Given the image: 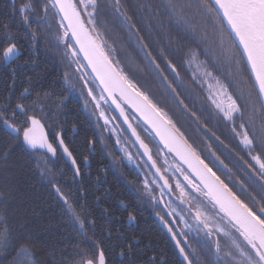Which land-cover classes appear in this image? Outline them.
<instances>
[{"label": "snow or ice", "instance_id": "obj_1", "mask_svg": "<svg viewBox=\"0 0 264 264\" xmlns=\"http://www.w3.org/2000/svg\"><path fill=\"white\" fill-rule=\"evenodd\" d=\"M11 8L12 17L24 26L30 55L24 61L29 71L21 74L18 86L20 45L8 31L9 24L0 23L5 34L0 39V66L10 68V82L0 87V176L5 177L0 183V264L6 255L11 256L8 264H40L35 258L39 236L33 235L34 225L18 210H10V202L17 199L13 182L17 172L46 187L80 237L71 256L60 247L66 238L46 241L48 264H169L150 237L122 230L120 217L109 206L96 215L88 202V174L62 132L55 134L58 143L49 139L46 129L60 123L66 102L77 94L89 118H95L101 141L104 133L116 136L113 152L124 155L113 165L126 160L138 176H144L142 191L175 241V264H264V0H131V4L129 0H19L18 7L14 0ZM138 19L146 24L138 26ZM116 28L135 42L142 63L130 60V66H124L115 42L107 39L109 33L119 36ZM145 28L147 38L141 34ZM154 28L164 38L158 51L150 40ZM42 42L45 59L55 49L66 69L62 77L66 95L53 90L61 79L59 72L45 86L50 73L47 63L40 66ZM52 60L55 64V57ZM137 73L150 76L153 86L205 136L211 132L224 148H229L225 139L235 141L229 157L235 156L238 166L242 162L243 178L236 182L222 178L228 165L212 144L207 149L215 160L204 157ZM197 100L207 103L208 116L228 130L225 139L209 128L207 110L197 109ZM121 118L126 129L114 123ZM128 144L135 148V156ZM58 148L74 170L75 199L49 166ZM17 153L20 156L14 159ZM95 200L100 207L101 197ZM159 205L164 208L158 211ZM121 208L127 210L123 202ZM136 219L128 213L129 228Z\"/></svg>", "mask_w": 264, "mask_h": 264}, {"label": "trees", "instance_id": "obj_2", "mask_svg": "<svg viewBox=\"0 0 264 264\" xmlns=\"http://www.w3.org/2000/svg\"><path fill=\"white\" fill-rule=\"evenodd\" d=\"M14 0H0V23H8L9 29L8 31L15 36L17 43L20 45V57L19 60L16 61V64L20 65L17 67V85L20 86L22 81V73H28L29 67L24 64V61L29 57V43L25 39L24 36V26L20 23L18 17H12L11 5ZM17 7L19 6V0H15ZM131 4V0H129ZM138 26L143 27L146 22L137 20ZM35 27V25H33ZM116 32H119V36H115L112 33H109L107 39L109 43L115 42V47L117 50V54L119 59L122 61L125 67H129L130 60H134L136 63L143 62V54L140 52L139 48L136 46L135 42L130 41L128 38V33L120 28L115 29ZM145 35L147 38V29L141 33ZM173 35H176L173 32ZM5 38V34L0 31V39ZM163 36L157 35V30L154 28L152 30V36L150 38L151 43L155 47L156 51L163 44ZM48 59H45V45L41 44L40 48V60L41 67L44 66L45 63L48 64V71L50 73L49 77L46 81V87L51 83L53 77H56L57 72H59V76L61 72L59 69L63 66V64L59 63V57L53 49L51 52L47 53ZM52 57H55L56 63H53ZM59 66V67H58ZM59 68V69H58ZM195 66H193L191 71H195ZM191 71H189L188 75H191ZM10 68L0 66V87L4 84L10 82L9 79ZM138 78L147 83L149 88L157 99L161 106L164 107L169 114L177 121V124L181 129L191 137L197 144L199 150L203 153L204 157H211V153L208 152L207 145L212 144L213 151L216 152L220 159L224 161L225 164L228 165V168L232 169L231 172H228V168H223V165H220V168H223V172L226 174L222 178L228 180L231 177L232 182H236L239 179L243 178V173L240 171V167L242 166V162H238L235 156L229 157V150L231 148V144L235 143V141H229L225 139L227 136L228 130L224 129L221 126H217L214 120L208 116V112L211 111L209 105L207 103H203L200 100H197L196 107L197 109L204 108L207 111L204 116L208 119L209 128H215L217 133L221 135L222 139H225V143L229 144V148H224L220 146L218 141L215 140V137L211 136V132L205 136L203 129L197 130L198 125H196L191 118H185L181 113L176 111L175 105L166 97L163 96L161 90L158 86H153L154 81L150 76H142L140 74H136ZM214 82V81H213ZM215 83V82H214ZM53 90L60 94L62 90V85L60 83V79H58L53 86ZM208 94V84H204L202 96H207ZM189 104L192 103L191 100L187 101ZM130 111V110H129ZM71 113V114H69ZM134 115V114H133ZM92 118L88 116H83L79 113L78 110L72 109L64 110L63 115L60 117V123L54 124L52 128L46 129L48 133H51L53 129H59L63 132L65 131L68 123H72L73 128H77L78 134L75 137V140L79 142L78 148L81 150L82 155L93 158L96 164L99 163L97 160L100 156H104L103 169L95 168L93 175L90 178V184H88V202L95 210L96 215H99L100 210L104 206H109L113 212L120 217L122 230L125 231H135L137 233H143L146 236L150 237L153 241V246L155 250L164 255L168 260L169 264H175L176 257L174 255L176 251L173 243L166 235V233L161 229V227L156 223L152 214L153 209L151 207L150 197H147L142 191V183L143 176H138L137 170L134 167L122 163H118L113 165V160L117 157L122 156V154L118 155L117 152H113V141L109 136L105 135L104 137V153H101L102 146L100 143V139L92 135V132L89 130L90 123H92ZM49 124H53L50 120ZM239 120H237V124ZM57 131V132H58ZM140 131V129H138ZM61 132V131H60ZM95 140L93 150L96 152L94 157L89 156V141ZM89 146V147H88ZM110 152H113L112 155H109ZM100 155V156H99ZM20 156L17 153L14 159H18ZM212 160H215V157H211ZM171 162V157H169ZM207 162V160H206ZM35 163L34 159L30 162L29 167L33 166ZM219 164V161H216ZM54 172L57 173V180L64 187V191L73 199H75L76 195H78V191L74 194L70 193L68 187L71 183L70 177L67 173L69 170V166L66 162H54L52 161L49 165ZM215 170V169H214ZM62 173V175H60ZM218 174L220 172L218 171ZM4 176H0V183L3 182ZM13 182L16 183L18 192L17 199L11 203L10 210H18L21 214H23L27 219H29L34 225L33 235L39 236V241L35 247V258L40 262V264H48L49 256L48 252L49 248L45 246L46 241L51 240H60L61 237L66 238L67 243H61L60 247L65 248L67 250V254L69 256L72 255L73 243L80 239L72 229V225L69 223L66 216H64L61 212L60 204L58 202L53 201L47 193L46 187L42 185L37 178H29L22 172H17L13 177ZM74 187V185H73ZM100 196V207L96 206L95 197ZM157 198L159 199V194L157 192ZM121 202L126 206L127 210H123L121 208ZM163 209L161 205L158 207V211ZM132 212L136 216V223L132 227H128V213ZM163 214V213H162ZM190 242L191 238H190ZM194 247H198L193 242ZM11 259L10 255H6L4 257V264H8V261Z\"/></svg>", "mask_w": 264, "mask_h": 264}, {"label": "flooded vegetation", "instance_id": "obj_3", "mask_svg": "<svg viewBox=\"0 0 264 264\" xmlns=\"http://www.w3.org/2000/svg\"><path fill=\"white\" fill-rule=\"evenodd\" d=\"M59 67V66H58ZM59 69V68H58ZM66 69H65V67H64V65L61 67V69H59V71L61 72V75H60V77H61V79H60V83H61V85H63V80H62V77H63V73H64V71H65ZM73 83H77V85L78 86H80V82L79 81H77V80H73L72 81ZM61 93H63V94H67L66 92H64L63 91V89L61 90ZM72 109H75V110H78L79 111V113L81 114V115H83V116H88L89 115V113L88 112H85L84 111V108H83V103H82V101H80L79 100V97H78V94H77V97H76V99H72V98H70L67 102H66V107H65V109L64 110H72ZM69 114H71V113H69ZM115 114V113H114ZM116 115V114H115ZM92 120H93V122L92 123H90V128H89V130L92 132V135L93 136H95L96 138L98 137L99 139H100V132H99V130L96 128V122H95V118H92ZM101 124L103 123L102 121L100 122ZM114 123H118V124H121L122 125V123L120 122V120H118V121H114ZM122 128H124V126L122 125ZM125 129V128H124ZM61 132H62V130L61 129H59ZM58 130L57 129H53V131H51V133H48V135H49V139L50 140H52L54 143H58V142H55L54 141V137H55V134H56V132H57ZM116 132L117 133H120L121 132V128H117L116 129ZM77 134H78V130H77V128H73V126H72V123L70 124V123H68V125L66 126V128H65V131L63 132V139H64V141H65V144L69 147V149H70V151H72V153H73V156L76 158V160L78 161V164L80 165V167H81V170L83 171V172H85V173H87L88 174V179H87V181H86V187L89 189V187H88V184H90V178H91V176L93 175V172H94V169L95 168H104L102 165H103V163H104V156H100V158H98L97 160L99 161V163L98 164H96V162H95V160L93 159V158H91V161L92 162H90V158L88 157V156H85V155H82V152H81V150L78 148V144H79V142H77L76 140H75V137L77 136ZM105 135H107V136H109L110 138H111V140L113 141V144H114V146H115V140H116V136L115 135H112L110 132L109 133H104V136ZM126 135H129L128 133H126ZM93 140V139H92ZM100 143H101V146H102V151H101V153H104V148H103V146H104V141H101V139H100ZM90 146V147H89ZM89 156L90 157H94L95 155H96V152L93 150V148H94V143L93 144H89ZM127 147L129 148V150L135 155V148L131 145V144H128L127 145ZM117 152V154L118 155H120L121 154V152H119V151H116ZM85 157H87L88 158V165L87 166H85L84 165V158ZM52 161H54V162H66L67 164H68V166H69V170H68V175L70 176V177H73V168H72V166H71V164H70V162H69V160L67 159V157L66 156H64V154H63V151H62V149H59L58 148V151H57V156L52 160ZM124 162H125V160H124ZM125 164H127L126 162H125ZM127 165H129V164H127ZM133 167V166H132ZM141 168H143V165H141ZM134 169H136L135 167H134ZM143 176V175H142ZM151 177H149V179H150ZM143 179H144V176H143ZM70 181H71V183L69 184L70 186L68 187V189L70 190V193H72V194H74V193H76L77 192V188H78V186L76 185V184H74L73 183V180L72 179H70ZM73 185H74V187H73ZM156 221V220H155ZM156 223H157V221H156ZM158 224V223H157ZM159 225V224H158ZM160 226V225H159Z\"/></svg>", "mask_w": 264, "mask_h": 264}, {"label": "water", "instance_id": "obj_4", "mask_svg": "<svg viewBox=\"0 0 264 264\" xmlns=\"http://www.w3.org/2000/svg\"><path fill=\"white\" fill-rule=\"evenodd\" d=\"M116 114V116H119V113L118 112H116L115 113ZM120 122L122 123V125L124 126V128L126 129L127 128V125H125V124H123V120H122V118L120 119ZM142 123H143V121H142ZM128 134H129V136H130V132H128ZM153 135H155L154 133H153ZM134 139V138H133ZM158 139V138H157ZM136 147H138V145L136 146ZM70 162V161H69ZM70 164H71V162H70ZM154 216V219L157 221V223L160 225V227L164 230V232L169 236V234L167 233V230L166 229H164L163 228V226L159 223V221L157 220V218H156V216L155 215H153ZM169 238H170V236H169ZM171 239V238H170ZM172 241V240H171ZM172 243H173V245H174V247H175V241H172ZM177 251V250H176Z\"/></svg>", "mask_w": 264, "mask_h": 264}, {"label": "rangeland", "instance_id": "obj_5", "mask_svg": "<svg viewBox=\"0 0 264 264\" xmlns=\"http://www.w3.org/2000/svg\"><path fill=\"white\" fill-rule=\"evenodd\" d=\"M212 84H213V87H215V83L214 82H212ZM208 88H209V85H208ZM122 154V156L124 155L123 153H121ZM134 155V154H133ZM135 156V155H134ZM125 162L128 164V162L125 160ZM133 167H135V166H133Z\"/></svg>", "mask_w": 264, "mask_h": 264}, {"label": "bare ground", "instance_id": "obj_6", "mask_svg": "<svg viewBox=\"0 0 264 264\" xmlns=\"http://www.w3.org/2000/svg\"><path fill=\"white\" fill-rule=\"evenodd\" d=\"M120 164V163H119Z\"/></svg>", "mask_w": 264, "mask_h": 264}]
</instances>
